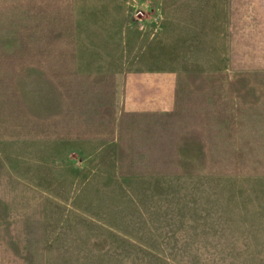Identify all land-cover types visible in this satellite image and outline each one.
Listing matches in <instances>:
<instances>
[{
  "label": "rangeland",
  "instance_id": "374dc122",
  "mask_svg": "<svg viewBox=\"0 0 264 264\" xmlns=\"http://www.w3.org/2000/svg\"><path fill=\"white\" fill-rule=\"evenodd\" d=\"M33 3L0 32V264H264L255 1Z\"/></svg>",
  "mask_w": 264,
  "mask_h": 264
},
{
  "label": "crops",
  "instance_id": "0c3cea01",
  "mask_svg": "<svg viewBox=\"0 0 264 264\" xmlns=\"http://www.w3.org/2000/svg\"><path fill=\"white\" fill-rule=\"evenodd\" d=\"M251 1H255L253 6L243 7L237 11L240 12L241 17L250 16L255 19L254 22H249L248 18L243 22L238 18L233 23L232 14L229 16L228 59H263L264 66V0ZM29 2L34 5L33 0H10V2L0 0V32L17 30L13 25H10V23H17L16 20L14 21L13 16H22L24 14L27 16L23 17L34 20L38 13H43L37 12L36 8L33 7L27 9Z\"/></svg>",
  "mask_w": 264,
  "mask_h": 264
}]
</instances>
